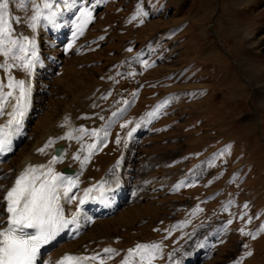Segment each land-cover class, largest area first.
Returning <instances> with one entry per match:
<instances>
[{
  "label": "rangeland",
  "instance_id": "374dc122",
  "mask_svg": "<svg viewBox=\"0 0 264 264\" xmlns=\"http://www.w3.org/2000/svg\"><path fill=\"white\" fill-rule=\"evenodd\" d=\"M9 14L13 37L41 50L31 74L0 69L6 109L18 94L9 75L33 91L28 136L0 165V197L24 157L55 159V174L81 172V199L124 185L114 212L84 215L68 250L98 264H264V0H27Z\"/></svg>",
  "mask_w": 264,
  "mask_h": 264
},
{
  "label": "snow or ice",
  "instance_id": "6c2138e0",
  "mask_svg": "<svg viewBox=\"0 0 264 264\" xmlns=\"http://www.w3.org/2000/svg\"><path fill=\"white\" fill-rule=\"evenodd\" d=\"M26 2L27 0H0V55L21 61L19 65H11L7 60L0 63V69H4L6 72L14 66L23 67L29 73L31 71L33 59L25 60L23 55L29 51L28 46L13 37L12 22H19V18L11 17L9 14L10 3H17L19 7L24 8ZM45 7H51V5L46 2ZM81 11L90 17V13H87L86 10ZM39 16L40 13L37 9L31 17L32 23L29 25L33 29L36 27ZM45 19L54 22V14ZM23 39L31 45V57L35 58L34 40L29 41L28 37ZM4 87L5 84L0 81V115L4 112L3 105L8 102L7 98L13 97L12 91L4 93ZM7 87L18 89V94L14 97L16 103L12 112L9 113L11 119L7 125L0 127V152L7 150L11 143L10 133L5 129L14 125H21L30 100V88L25 86L24 80H16L9 75ZM92 134L96 135L95 132ZM69 138L71 137L69 136ZM89 147L94 148L95 145ZM39 151L43 152L44 149ZM74 159L79 160V155L75 156ZM84 162H87V157ZM43 167V165L40 166V168ZM39 171V168H29L21 173L16 178L14 185L0 199V208L3 209V213H7V227L0 230V264H36L42 246L53 242L64 229L76 222V214H73L71 220L66 219L61 206L62 199L66 202H71L74 199L69 194L74 187H77L76 182L72 180L65 182V179L59 174H55L50 166H48L47 172L37 175ZM41 175L45 177L43 180H41ZM93 190L91 188L86 189L84 197L88 198ZM99 191L101 196L105 194L102 186ZM84 202V199L79 200L81 205ZM3 213H0V215ZM147 248H149L147 245H137V249ZM151 248L156 249L158 245H152ZM110 251L112 250L105 249V252ZM132 252L133 250H129V255ZM248 254L251 255V253ZM143 258L144 254L142 253L141 259ZM85 259L84 257L65 255L60 264H64V262H67V264H83ZM91 259L94 260L96 257ZM125 264H127L126 261Z\"/></svg>",
  "mask_w": 264,
  "mask_h": 264
},
{
  "label": "bare ground",
  "instance_id": "6f19581e",
  "mask_svg": "<svg viewBox=\"0 0 264 264\" xmlns=\"http://www.w3.org/2000/svg\"><path fill=\"white\" fill-rule=\"evenodd\" d=\"M29 41H32V40H29ZM26 42L28 43V41H26ZM35 45H36V48L38 50H41V46L39 44V41H37ZM28 46L31 47V45L29 43H28ZM37 55H35V57ZM33 67H34V65H33ZM35 68H37L38 70L41 69L39 66L38 67L36 66ZM35 68H32L33 69L32 73H33V71H35L34 70ZM32 76H34V73H33V75H31V77ZM2 79H3V77H2ZM30 90H31V88H30ZM32 97H33V91L31 90L29 104H31L30 102L32 101ZM9 100L10 99H8V103H10ZM12 100L13 99H11V101ZM13 103H12V105L10 104V106H13ZM5 105L7 107V103ZM30 106L31 105H29L28 109H30ZM3 109H4V112H3L2 115H0V127L7 125L8 121L11 119V116L9 115V113L11 112L12 107H11V109H10V107L6 109L5 106L3 105ZM8 109H10V111H8ZM27 112L25 113L20 126H15L14 125L11 128H6L5 129V131L10 133L9 139H10L11 143H10V147L7 150H5L3 152H0V165L2 163H4L6 161V159L8 157H10L20 147V145L23 142V140L26 138V136H28V135H26V128H27V124L30 121L31 117L28 115ZM45 136H46L45 137V141H47V142L58 141V139H59V137H56L55 135H53L51 133L48 134V135H45ZM49 145H51V144H49ZM58 145L54 146V150H55V147L58 146ZM37 148L38 147H36V150H37ZM51 148L52 147L44 148V151L43 152H39V153H41V156H45L47 154V152H49V149H51ZM31 149H34V147L31 148ZM65 149H66V146H65ZM36 150H34V151H36ZM65 151L66 150H64L62 152L61 156L58 159H60L64 155ZM39 156L37 158H39ZM46 158H44V160ZM48 160L47 161L38 160V159L33 158L32 156L30 157L29 155L24 157L22 159L21 163H19L18 167L13 171L14 174H13L12 179H10V184L7 187V189L3 192L2 196L0 197V199H2L3 196L5 195V192L14 185L16 178H18L21 175V173H24L27 169H29V168H39L40 171L37 173V175H39L40 173L47 172L48 166H51L54 163L52 159H51L52 160L51 164H50L51 160L50 161H48ZM59 161H56V162L60 163ZM41 165H43L44 167L40 168ZM1 167L2 166H0V168ZM72 169L75 170L74 177H71V178H74V179H69V180L75 181L76 184L78 185L77 178L78 179L82 178L81 174H80L81 172L79 171V173H78L77 169H74V168H72ZM120 170H122V169L120 168ZM44 178L45 177L41 175V180H43ZM64 178H66V177H64ZM83 179H85V178H83ZM85 181H87V180H85ZM82 182H83V180H82ZM120 184H122V183H120ZM123 186L124 185H122V187L119 186L118 189H116L117 187H115L114 189L112 188L109 192L106 191L103 196H101L100 192L96 191V188L93 187L94 188L93 192H91V194H90V196L88 198L84 199L85 202L82 205L79 204V200L81 198L76 197L73 194V192H75L73 190L75 188L74 187L72 189L71 193L69 194L70 196L74 197V199H72L71 202H66L65 200L62 199L61 200V206L63 208L64 216H65L66 219L71 220L72 217H73V214H76V222L74 224H70L68 226V228L64 229L53 242L42 246V248L40 250V253H39L38 257H37L36 264H60V262L63 261V258L65 257V255H71V256H76V257H84V252H82L83 250L81 251L79 248H77L75 250H68L67 249V247H69V244L74 242L73 239L77 238V236L80 235L83 232L84 227H86V223L84 221H85V219L87 220V217L85 216V219H84V215L85 214H89L91 217H94V218L95 217H99L100 218V217L107 216V215L111 214L112 212H114L118 208V206L120 205V203L122 201L121 199H122V197L124 195V192H122L123 191ZM109 187H111V186L109 185ZM93 188H91V189H93ZM103 189H104V187H103ZM99 190H100V186H99ZM115 192H116V194H115ZM76 200H78V208L75 205ZM0 213H3V209L2 208H0ZM123 214L124 213H122V215ZM83 219H84V221H83ZM6 227H7V213H3L2 215H0V230H3ZM98 228H94L93 231H97ZM28 231H32V230H28ZM79 241H76V242H79ZM57 247H59V249H57L59 251H57L55 253L54 249L57 248ZM51 248H53V249H51ZM48 251L50 253H52V254L49 255V259L46 260V258L44 259L43 257L46 254V252H48ZM84 258H86V259L83 261V264H98L97 262L93 261V259H91L89 256H85ZM64 264H67V262H64Z\"/></svg>",
  "mask_w": 264,
  "mask_h": 264
},
{
  "label": "water",
  "instance_id": "95a60500",
  "mask_svg": "<svg viewBox=\"0 0 264 264\" xmlns=\"http://www.w3.org/2000/svg\"><path fill=\"white\" fill-rule=\"evenodd\" d=\"M65 150V145L60 144L55 149V157L58 158L61 156L62 152ZM75 173V170L71 169L69 166H66L61 170L62 175H73Z\"/></svg>",
  "mask_w": 264,
  "mask_h": 264
}]
</instances>
